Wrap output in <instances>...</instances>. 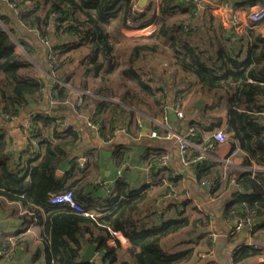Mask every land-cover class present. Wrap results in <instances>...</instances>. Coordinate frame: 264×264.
<instances>
[{
    "label": "crops",
    "instance_id": "crops-1",
    "mask_svg": "<svg viewBox=\"0 0 264 264\" xmlns=\"http://www.w3.org/2000/svg\"><path fill=\"white\" fill-rule=\"evenodd\" d=\"M149 1L137 0V6L146 7ZM204 2L200 6L221 20V37L231 59L243 61L253 41L264 61V42L257 40L264 38V5L245 10L235 8V0ZM4 6L13 22L12 33L17 36L14 39H24L31 51V76L43 83L40 96L21 108L17 116H10L9 120L0 117V127L8 136L10 164L19 160L21 167L30 170L42 158L41 138L56 141L50 131L35 137L24 128L23 124L34 113L58 118L57 131L68 126L78 132V140L65 148L66 154L55 174L62 180L63 188L81 184L75 196L92 214L89 222L79 220L73 224L81 230L88 228L83 232L87 240L80 249V260L83 247L93 245V256L86 262L109 264L104 257L107 251L99 245L103 241L114 248L118 261H131L128 243L121 246L112 238L114 222L123 224L129 217L134 221L133 229L143 232L168 218L186 217L187 225L161 239V247L167 253L184 256L179 264H264V227L259 225L262 217L250 213L249 217L237 218L227 209L238 195L247 193L239 182L244 172H264V164L257 163L239 138L233 136L228 106L220 91L199 88L193 73L181 70L166 57L149 55L145 65L152 64L147 69L149 78L163 92L166 112L161 92L157 97L146 95L132 103L106 97L116 105L108 107L104 103L103 107L98 103L99 95L82 88L81 78L74 73L80 66L75 62L63 70H52L45 62L51 46ZM153 29L154 24L144 28L120 27L129 38L148 35ZM17 50L22 51L23 46ZM56 85L64 88L55 89ZM58 95H62L61 100ZM83 96L89 98L83 101ZM261 100L264 105V98ZM176 103L183 115L174 119L169 108L175 113ZM97 107L101 109L92 120ZM152 131H169L171 136L154 137ZM216 131H222L225 140L215 139ZM177 134L187 139L185 161ZM166 152L167 163L160 164ZM56 211L60 212L53 213L43 205L25 208L21 202L0 196V246L7 247L8 252L0 255V264H49L50 233L56 228L66 236L72 224L63 221L66 230L62 231L61 221L54 215H79L72 209ZM242 218L244 225L237 230ZM76 234L79 235L73 232L75 237ZM244 247H254L257 253L234 262L235 253Z\"/></svg>",
    "mask_w": 264,
    "mask_h": 264
},
{
    "label": "trees",
    "instance_id": "trees-1",
    "mask_svg": "<svg viewBox=\"0 0 264 264\" xmlns=\"http://www.w3.org/2000/svg\"><path fill=\"white\" fill-rule=\"evenodd\" d=\"M4 4L14 11L20 23L38 31L41 40L51 46L45 62L52 70H63L75 62L80 66L74 73L81 78L82 88L99 95L98 103L103 107L104 103L111 107L116 105L106 97L132 103L146 95L157 97L161 92L165 109L163 92L149 78L147 69L152 64L145 65L149 55L166 57L181 70L193 73L199 88L223 94L233 136L239 138L257 163L264 164V105L261 104L264 61L253 41L243 61L231 59L221 37V20L209 9L191 0H150L143 8L137 6V0L0 1V117L4 120L17 116L43 89V83L31 76L34 65L26 42L13 37L17 38L16 33H12L13 22ZM256 5L263 6L264 0H235V8L246 10ZM150 24H154V29L148 35L129 38L120 31L121 26L144 28ZM53 37L55 41L51 40ZM257 40L264 42L262 36ZM17 43L24 51L16 49ZM61 88L64 87L55 86V89ZM58 98L61 100L62 95ZM88 98L83 96V101ZM100 109H93L92 120ZM57 126L58 118L34 113L30 125L33 136L41 137L44 131H50L56 141L41 138L42 158L30 170L21 167L19 160L15 165L10 164L8 136L0 127V196L21 202L25 208L43 205L55 211L53 213L60 212L56 210L71 212L69 205L51 203L48 196L51 191L69 189L80 203L75 194L81 184L63 188L62 180L55 174L66 154L65 148L73 145L79 135L72 127L67 126L64 131L61 127V131H57ZM99 131L102 132L100 127ZM239 182L247 193L238 195L228 204V213L237 218L249 217L250 213L261 216L259 225L264 227V172L246 171ZM75 212L80 216L54 215L61 221L60 230H66L63 221L72 224L66 236L56 228L50 233L49 264H94L80 260V249L87 240L83 232L88 228L84 226L81 230L73 224L79 220L87 223L89 216ZM119 223L114 222L112 228L127 237L126 249L131 261H118L114 248L99 241L107 251L104 257L109 264H179L184 259V256L167 253L161 247V239L187 225L186 217L168 218L143 232L133 229L134 221L129 217L123 224ZM73 232L79 235L75 237ZM6 249L0 246V250ZM255 253L256 248L244 247L235 253L233 260L238 262Z\"/></svg>",
    "mask_w": 264,
    "mask_h": 264
},
{
    "label": "built area",
    "instance_id": "built-area-1",
    "mask_svg": "<svg viewBox=\"0 0 264 264\" xmlns=\"http://www.w3.org/2000/svg\"><path fill=\"white\" fill-rule=\"evenodd\" d=\"M193 1L194 3L200 5L198 2V0H191ZM165 66H167V63L164 62ZM51 97V101L53 99V95H50ZM175 114L178 116V117H182V111L179 109L178 107V103H176L175 105ZM165 112L167 110V105L165 106ZM165 119L167 118V114L165 115L164 117ZM32 119L33 117L30 116L28 120H26V122L23 124L24 128L25 129H29L30 130V125H32ZM89 125H92L95 127V129L97 128L98 129V126L95 125L94 123L92 122H88ZM193 131V130H192ZM190 131V134H193V132ZM151 135L154 136V137H159V138H168L169 136H171V133L169 131L166 132V134H163V133H157L156 131H152L151 132ZM213 136L215 137V139L217 140H225V134L222 132V131H216L214 132ZM178 142H179V145H180V150H181V153H182V156H183V161H185V154H186V151H187V139L181 135H178L176 136ZM169 158V153L166 152L164 153L162 156H161V159H160V164H163L165 165L167 163V160ZM208 183V182H207ZM49 201L51 203H54V204H67L69 205L73 210L75 211H78L86 216H92L91 212L88 211V210H85L83 209L82 205L80 203H78L76 200H75V197L73 195V192L69 189H66V190H63V191H60V192H53L49 195ZM243 220L242 219H239L238 221V224L236 225V229L238 230L243 224ZM111 235H112V238L113 240L118 244V245H121V246H125L127 245L128 243V239L127 237L124 235L123 232H121L120 230H112L111 231ZM5 253H8L7 251L5 250H0V255H3Z\"/></svg>",
    "mask_w": 264,
    "mask_h": 264
},
{
    "label": "water",
    "instance_id": "water-1",
    "mask_svg": "<svg viewBox=\"0 0 264 264\" xmlns=\"http://www.w3.org/2000/svg\"><path fill=\"white\" fill-rule=\"evenodd\" d=\"M169 113L171 114V117L172 118L176 119V114L173 113L170 108H169ZM93 249H94V246L93 245H85L83 247L84 253H83L82 259H81L83 262L88 261L93 256Z\"/></svg>",
    "mask_w": 264,
    "mask_h": 264
},
{
    "label": "rangeland",
    "instance_id": "rangeland-1",
    "mask_svg": "<svg viewBox=\"0 0 264 264\" xmlns=\"http://www.w3.org/2000/svg\"><path fill=\"white\" fill-rule=\"evenodd\" d=\"M0 1H3V0H0ZM199 4H202V5H205L206 3L204 2V0H198ZM17 16V15H16ZM11 24V23H10ZM8 28V27H7ZM9 29V28H8ZM10 31V30H9ZM19 47H21V44H18V47L16 49H18Z\"/></svg>",
    "mask_w": 264,
    "mask_h": 264
}]
</instances>
